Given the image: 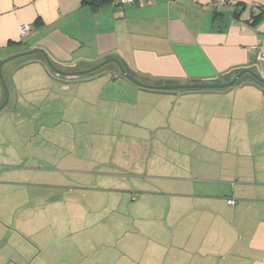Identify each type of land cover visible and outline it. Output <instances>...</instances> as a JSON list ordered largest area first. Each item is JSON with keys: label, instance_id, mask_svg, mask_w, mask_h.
<instances>
[{"label": "crops", "instance_id": "1", "mask_svg": "<svg viewBox=\"0 0 264 264\" xmlns=\"http://www.w3.org/2000/svg\"><path fill=\"white\" fill-rule=\"evenodd\" d=\"M214 1L0 0V62L42 48L69 71L119 58L148 84L220 81L246 67L264 77V0ZM11 62L0 192L22 183L2 173L45 174L62 183H31L24 205L60 200L81 211L71 224L112 220L90 249L61 250L62 264H264V88L159 91L115 63L61 79L40 61L10 72Z\"/></svg>", "mask_w": 264, "mask_h": 264}, {"label": "rangeland", "instance_id": "2", "mask_svg": "<svg viewBox=\"0 0 264 264\" xmlns=\"http://www.w3.org/2000/svg\"><path fill=\"white\" fill-rule=\"evenodd\" d=\"M12 148L16 152L22 150L17 144H13ZM15 151L11 155L13 162L18 158ZM1 176L14 182L21 181L25 185L21 183L22 185L2 186L0 192V264H62L57 256L61 250L64 253L70 252L71 248H76L73 252L77 253L88 250L101 237L103 229L112 232V220L99 221L98 213L91 215L88 225L74 222L71 224V219L81 212L74 213L71 202H55L56 200L51 199L43 201L41 206L37 203L24 205L30 190L35 186L30 185L31 183H52L58 178L13 171L2 173ZM58 182L62 183V180ZM85 214L81 213V216L84 217ZM77 219L79 220V217ZM77 219L75 218L76 221ZM72 225L74 233H71ZM132 225L130 221V227ZM74 228L81 229L77 231ZM107 242L111 244L109 240ZM102 243L105 241L101 240L98 246L102 247ZM38 247L39 250L43 249L42 253H38ZM87 261L90 263V258H87Z\"/></svg>", "mask_w": 264, "mask_h": 264}, {"label": "water", "instance_id": "3", "mask_svg": "<svg viewBox=\"0 0 264 264\" xmlns=\"http://www.w3.org/2000/svg\"><path fill=\"white\" fill-rule=\"evenodd\" d=\"M35 53H42L47 63V66L61 79H66L69 76H82V75L94 73L111 63H115L118 66V69L120 73L124 76V78L128 79L132 83L145 89L171 91V92L192 91V90H221L240 84L244 80L246 74L252 76V78L256 82L264 85V77L261 75L259 70L253 67L243 68L239 70L233 77H230L225 81H189L182 83L148 84L136 78L130 71L126 69L122 61L116 57H108L86 69H80V70L76 69L69 71L59 68L54 63V61L49 57V55L44 49L36 48V49L25 50L12 54L4 58L0 62V81L5 91V98L3 102L0 104V112L9 106V103L11 101V90L8 85L7 79L5 78L4 75V70H3L4 65L7 64L8 62L17 60L25 56L33 55Z\"/></svg>", "mask_w": 264, "mask_h": 264}, {"label": "trees", "instance_id": "4", "mask_svg": "<svg viewBox=\"0 0 264 264\" xmlns=\"http://www.w3.org/2000/svg\"><path fill=\"white\" fill-rule=\"evenodd\" d=\"M92 3H97V2H99V1H91ZM238 3V2H237ZM34 61H40V62H42L43 64H45V65H47V63H46V61H45V58H44V56H43V54L42 53H35V54H33V55H30V56H25V57H22V58H19V59H17V60H14V61H12L10 64H9V71L10 72H12V71H14L15 69H17V68H20V67H22V66H24V65H26V64H29V63H31V62H34ZM95 64H97V63H92V64H90V63H82V64H79L78 65V67L77 68H79V69H77V70H80V69H85V68H89V67H91V66H93V65H95ZM111 65V64H110ZM114 65V67H116V69L114 70V72H116V73H118L120 76H122V77H124L121 73H120V71H119V69H118V66L116 65V64H113ZM48 67V66H47ZM48 69L50 70V68L48 67ZM107 70H111V68L109 67V66H105V67H103V68H101L100 70H98V71H96V72H94V73H90V74H87V75H82L81 77H79V78H81V79H87V78H92V77H94V76H96V75H98V74H101L102 72H104V71H107ZM128 71H130L136 78H138V79H140L141 80V78H143V77H141L138 73H136L135 71H133V70H131V69H127ZM231 76H228V77H226L225 79H223V80H220V81H225V80H227V79H229ZM150 80V79H149ZM142 81V80H141ZM150 81H154V82H156V84H158L157 82H159V83H161V81H155V80H150ZM241 83H252V84H256V85H258V86H260V87H262V88H264V85L263 84H260V83H258V82H256L253 78H252V76H250L249 74H246L245 75V77H244V80L241 82ZM185 92V91H184ZM2 93H3V99L2 100H4V97H5V91H4V88H3V86H2Z\"/></svg>", "mask_w": 264, "mask_h": 264}, {"label": "built area", "instance_id": "5", "mask_svg": "<svg viewBox=\"0 0 264 264\" xmlns=\"http://www.w3.org/2000/svg\"><path fill=\"white\" fill-rule=\"evenodd\" d=\"M141 0H115V3L118 4H126V3H136L139 2ZM177 1V0H174ZM215 4H237V0H215L214 1ZM31 29V25L29 24H23L21 26L20 32H21V36L25 37V35L30 31ZM229 203H233V200H230Z\"/></svg>", "mask_w": 264, "mask_h": 264}]
</instances>
